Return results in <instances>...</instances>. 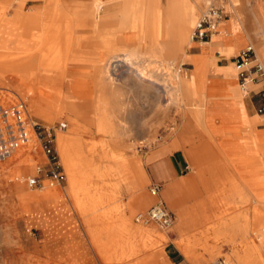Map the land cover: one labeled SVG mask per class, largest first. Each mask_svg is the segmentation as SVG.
<instances>
[{"label": "crops", "instance_id": "0c3cea01", "mask_svg": "<svg viewBox=\"0 0 264 264\" xmlns=\"http://www.w3.org/2000/svg\"><path fill=\"white\" fill-rule=\"evenodd\" d=\"M124 1L130 2V0H103L102 16L96 19L94 0H0V8L5 9V12L0 14V71H2L1 66L4 65L13 63L19 68L23 64L24 74L27 72L31 74L29 78L24 77V80L34 79L39 73L51 72L53 69H57L63 78L69 76V80L76 84H80L82 80H88L82 74L87 68L91 69L90 71L94 69L96 66L93 62L94 57L107 58L126 50L124 20L121 19V12L116 6ZM149 1L140 0L141 11L145 15L140 22L139 43L135 46L141 51L146 50L145 44L149 39L147 36L149 22L146 20ZM235 1L232 3L231 0H159V25L156 40L160 44L169 45L173 50L172 66L177 59L183 58L185 61L180 63L189 66L187 70L190 72L194 69V64L189 61L195 63L194 74L180 76L191 85V97L195 96L194 100L198 108L192 109L191 112L193 116L195 111L198 112V118L195 120L190 113L183 117L179 148H172L173 142L170 136L157 149L149 152L146 161L152 165L154 175L167 181V190L162 194L173 209H177V206L171 191L174 187H179L180 212L185 215V218H188L190 212L186 213L183 210H190L198 204L222 201L241 202L240 195L250 198L249 202L260 204L252 192L249 180L253 177V171L264 161V115L257 113V108L264 97L258 91L264 88V85H251L250 93L242 97L239 94L233 58L250 45L264 65V0ZM219 3L222 5L220 6ZM210 4L222 7L224 16L217 24L212 38L200 43L191 39L194 26L190 36L189 28L196 13L201 11L200 16ZM63 44L66 45L65 48L68 45V52L64 54L61 49ZM21 51H23L24 59L16 58L15 53ZM62 56L67 58L65 66L58 67V61ZM75 57L90 58V60L89 62L80 61L75 60ZM68 65L72 66L74 73L68 71ZM99 66L101 67L100 64ZM26 68L30 70L27 71ZM9 72L6 79L11 77L22 79L16 75V71ZM200 73H206V84L199 86L198 82L196 83V77ZM2 79L0 76V81ZM253 86L257 88L254 89ZM45 87L54 91L63 90L62 87L56 88L45 83L22 86L20 90L33 91L35 92L33 94L38 96L40 90ZM235 87L238 93L226 97ZM199 98L201 101H207L204 107L200 106ZM43 112L52 117L47 112ZM70 126L69 123L67 128ZM66 130L68 129L63 131ZM56 139L55 134L57 147ZM82 157L84 159V156ZM103 157L112 160L109 155ZM133 157L134 155L130 159ZM102 165L99 168L102 172L116 170L114 173L116 178L110 180L111 183L107 185L105 191H103L104 187L90 186L88 194L81 192L75 198L68 192L69 183L65 175L66 187L63 188L65 201L67 200L77 216L80 215L82 218L108 219L113 218L115 212H119L117 218L124 219L123 213H120L122 206L128 202L131 192L134 194L141 189L140 170L137 171L138 175L133 177V182L126 186L122 181L124 171L121 164L109 162ZM114 165L118 168H113ZM43 167L46 168V165ZM142 168L145 171L143 164ZM63 169L65 171L64 167ZM161 169L166 172L164 177L167 179L159 175ZM119 173H123V176ZM146 175L148 180V174ZM118 196L122 198L125 196L127 200L111 201ZM154 197L155 199L150 195L149 198L146 196L144 199L150 203L152 201L155 203L158 199L162 200L160 193ZM62 200L64 199H60ZM162 201L172 213L173 211L167 207L165 201ZM102 202H108L107 206L102 207ZM78 203L83 205L82 208L78 206ZM199 213L197 220L205 219L210 215L213 219L218 218L209 210ZM244 215L247 214H239V217L245 218ZM253 217L254 214L250 216L252 219ZM177 221L175 227L182 233V225ZM93 224H96V221ZM212 230L209 229L208 234H211ZM202 239L207 242L204 246H210L209 240L206 238L200 240ZM181 242L182 245H186L187 238ZM207 249L210 248L205 250ZM245 249L232 255L235 258L240 255L252 260L251 250L244 251ZM210 250L211 258V254L216 255V253L213 249ZM163 254L165 259L161 264H194L175 244L166 245Z\"/></svg>", "mask_w": 264, "mask_h": 264}, {"label": "rangeland", "instance_id": "374dc122", "mask_svg": "<svg viewBox=\"0 0 264 264\" xmlns=\"http://www.w3.org/2000/svg\"><path fill=\"white\" fill-rule=\"evenodd\" d=\"M231 1L232 3L236 2L235 0ZM219 5L222 4L219 3ZM76 6L78 5L76 4ZM200 12H197L194 17L189 28V36ZM188 41L190 42V39ZM153 52L154 61H161V63L154 64L153 67L157 69L162 79L164 77L165 80L172 79V76L176 73L184 76L194 74L196 65L193 61H189L194 64V69L189 72L187 70L189 66L180 63L185 61L183 58L177 59L178 62L176 61L175 65L172 66L171 62L174 54L167 55L163 53V49L159 46H157V50L155 47ZM75 58V60L86 62L90 60V58ZM72 70V66L68 65V71ZM72 73L74 72L72 71ZM205 76L206 73H200L198 77L195 74L196 83L198 82L199 86L206 84ZM8 77H11V75H8ZM6 78L3 77L0 81L1 103L10 104L17 100L24 101L29 116L42 126L56 127L58 122H65L66 125L70 123L71 126L68 128L66 126L68 130L64 132L75 137L77 166L86 173L85 194L89 193L90 186L92 188L94 186L104 187L103 191H105L107 185L111 183L110 180L116 178L114 174L116 170L100 171L99 168L103 166V163L118 162L121 164L124 176L123 173H119V175L123 176L122 181L126 186L133 182V177L138 175L137 171L140 170L142 184L140 191L134 194L131 192L128 202L125 203V206H122L120 213H123L124 219L117 218L119 212H115L113 218L98 220L77 216L70 203L67 200L65 201L63 193V188L66 187L65 181L61 185L52 186L41 174V184L39 186L31 188L27 185V177L37 174V165L40 164L42 169H45L43 166L46 163V156L43 154L34 135L31 146L21 148V152L10 160L0 161V264H161L165 259L163 253L166 245L175 244L182 252L181 241L184 238L188 240L194 233L198 232L195 228L191 229V225L198 221V214L203 210L214 212L213 214L218 217L213 219L214 222L208 220L206 223L208 226H212L214 223L219 226L221 222L230 220L233 216L246 213L250 222L248 228L252 233L243 244H241L243 241L242 234L231 236L233 244L230 246L228 244L229 236L226 234L224 227H218V238H215L217 233L212 230L213 232L211 231V235L209 233L207 238L210 241V246H204V243L207 244L206 240L202 239L201 241L199 239L198 241L196 253L204 260L203 264H215L219 258L230 260L228 255L238 254V251L251 246L261 247V252L264 253V241L259 237L260 229L264 223L259 227V230L255 229L253 219L249 216H253L257 203L249 202L250 198L248 197L240 195L241 202L222 201L211 204H198L195 208L183 210L186 213L187 211L190 212L187 221L184 223L188 229H184L180 233L179 229L175 227L177 219L179 223L178 211L181 210L179 187H174L171 191V196L177 206V209H173L162 194L163 191L167 190V181L161 180L153 174L152 165L146 159L149 152L157 149L170 136L173 142L172 148L180 147L179 136L183 117H186L189 113L193 116L191 110L198 109L197 102L194 100L195 96L190 98L194 100L192 102L187 101L182 96L176 104L169 98L167 99L162 90H155L149 84H143L144 86L137 84L134 87L131 84L117 86V88L110 90V93L112 92L114 96H109V99L101 106L102 109L111 114L110 120L115 126V130L113 132H100L94 124L88 123L86 119L87 117L90 119L93 112L92 104L89 107L86 100L95 95L96 92L93 87H90L88 80H82L79 82L81 85L78 86L72 85L76 83L69 80V76L63 78L57 69L47 73H39L34 79L30 80H21L19 77ZM41 83L51 84L52 87L55 86L56 88L62 87L60 103L64 104L67 97L86 116L76 118L74 113L68 110L56 114L46 109L45 112L52 115V117H49L46 113H43V116L40 115L39 110H32L31 100L45 105L53 99L55 92L50 91L40 98L33 94L35 92L22 91L20 88L22 86H36ZM81 86L88 89L85 90ZM190 88L189 93H191ZM253 88L256 89L257 86H253ZM199 101L201 107H204L207 103V101H201L200 98ZM88 107L89 109L85 112ZM193 118L195 119L194 116ZM57 132L56 135H58ZM97 139L99 141H96ZM57 147L64 178L66 175L68 179L58 143ZM57 147L55 144L56 150ZM26 153L28 156H26ZM106 155H109L112 160L103 157ZM132 155L134 157L130 159ZM82 156H84V159ZM32 158L36 160L33 166H30L29 162ZM142 164L145 171H143ZM113 168L118 167L114 165ZM133 168L136 171H133ZM145 172L148 174V180ZM261 173H264L262 168ZM159 175L161 178L167 179L164 177L166 172L163 169L160 170ZM153 183L160 185V196L167 207L173 211L174 222L170 229H163L154 221L142 222L135 220L138 214L146 212L153 203V201L151 203L146 202L144 199L146 196L151 195L149 187ZM48 188L58 189V192H52L53 195H57L55 199L43 198L37 203H28L24 201L25 199H22V194L25 192L43 194ZM133 196L135 197L132 198ZM152 197L155 199L154 196ZM60 199L64 200L60 201ZM113 200L121 202V200L127 199L125 196L124 198L118 196L111 201ZM63 201L65 202L63 203ZM106 203L108 204V202H102L101 206H107ZM78 206L82 208L83 205L78 203ZM135 206L139 207L135 208ZM95 221L96 224H93ZM204 224L201 223V230L204 229ZM208 247L213 249L216 253L215 256L210 258L209 252L205 250Z\"/></svg>", "mask_w": 264, "mask_h": 264}, {"label": "bare ground", "instance_id": "6f19581e", "mask_svg": "<svg viewBox=\"0 0 264 264\" xmlns=\"http://www.w3.org/2000/svg\"><path fill=\"white\" fill-rule=\"evenodd\" d=\"M94 1H95L94 16L96 17V19H99L102 16L104 10L103 9L104 2L103 0H94ZM116 6L118 7V10L121 12V16H120L121 19L124 20V34H125L124 43L126 50L121 54L109 56L107 58L101 56L94 57L93 62H95L96 65L94 69L90 71L91 69L87 68L86 71L82 74V76H84L86 79L89 80L90 87H93L94 88L93 90L96 91L95 95H92L88 100H86L89 104V107L90 104H92V110H93L91 118L88 119L87 117L86 119L88 123L94 124L98 128V131L100 132H113L115 130V126L112 124L110 120L111 114L108 113L106 110L102 109L101 106L105 104V102L109 99V96L110 97L114 96L112 92L110 93V90L117 88V86L121 87L123 84H131L132 87H134L137 84H142V86H144L143 84H149L150 86H153L155 90H160V91L162 90L163 94L167 97V99L169 98L171 101H173L176 104H178V100L182 96H184V99H187V101H189L191 98V93L188 92L191 85L190 83L186 82V80H184L182 76L176 73L175 75L172 76V79L169 78L165 80L164 79L165 77L163 76L164 78L162 79L159 73L157 72V69L153 67L154 64L161 63V61L159 60L154 61L155 59H153L155 58L153 52L155 47L156 50H157V46L161 47V49H163V53L167 55H173L174 53L173 50L170 49L169 45L160 44L156 40L158 36V25H159V21H158V12L160 8L159 0H150L149 6L146 11V20L149 22V27L147 32V36L149 39L145 44L146 45L145 51H141L138 49V47L135 46L136 44L139 43L138 38L141 33L140 22L143 20L142 18L145 15V13L141 11L142 6L140 5V0H130V2L124 1L117 4ZM4 12L5 9L0 8V14L2 15ZM65 47L66 45L63 44L61 48L63 54L68 52L67 51L68 45L67 48ZM15 54L17 56L16 58L24 59L23 51L16 52ZM60 59H61L60 61L57 60L59 62L57 66L64 67L67 58L65 56H62ZM0 64H1V60H0ZM99 64L101 65V67L99 66ZM16 67L17 66L13 63L1 66L2 68V71H0L1 78L7 77V74L8 73L10 74L9 71H13V70L16 71L15 72L16 75L22 78L21 80H24V77L29 78L31 76L30 72L24 74L25 69L23 64H21L19 68ZM26 70L29 71L30 68L29 69L26 68ZM76 85L78 86L81 84H76ZM83 89L87 90L88 88L83 87ZM235 89L236 87L233 89V92L230 95H226V97H231L232 95L238 93L236 92ZM50 91H54V90H49L47 89V87H45L44 89L40 90L38 97L40 98L44 97ZM54 92L55 93L53 99L50 100L45 105L36 103L34 102V100H31L30 106L32 110H39V112H41L40 115H42L44 113L43 111H46V109L51 110L53 113L56 114H61L64 110H68L74 113L76 118H81V116L83 117V115H85L74 105V102L71 99H67V97L65 99L66 102L64 104L60 103V95L62 94V91L55 90ZM89 107L86 108L85 112H87ZM194 116L195 118H198V112L195 111ZM33 137L34 135L31 132V139L29 143L26 145L27 147L31 146L30 144L33 141ZM56 142L58 143V146L60 148L62 161L64 163V166L68 174V183H69L68 192L72 196L77 198V195L80 194L81 192L86 193V185H85L86 173L77 166L75 137L64 131H61L57 135ZM20 152H21L20 149L15 151L7 160H10ZM29 155L31 156V154ZM26 156H28L27 153ZM59 159H60V155H59ZM35 160L36 159L32 158L31 161L29 162V165L33 166ZM257 168L255 169L256 171L255 170L253 171L252 173L253 177L251 178V180H249V183L251 185L253 194L260 201V204H258L257 207H255L254 217H253V223L255 229L259 230V227L262 226L264 223V173L263 174L261 173V168L262 170L264 169V161L261 164H259ZM57 190L58 189L48 188L45 192H43V194H30L25 192L22 194V199H25L24 201L28 203H34V202L37 203L41 201L43 198L55 199L57 195H53L52 192ZM147 197L149 198V196ZM178 212L179 213L177 216L179 218V223H181L182 225L181 231H183L184 229L187 230L188 228L186 227V224H184L185 221H187V218L184 217L185 215L183 213H181L180 211ZM210 216H206V218L202 219V221L201 220L195 221L194 224L191 225V229L195 228V230L198 232L194 233L187 240L188 242L186 245H181L183 246L182 247L183 254L186 256L187 259H189L194 264H201L203 262V260L196 253L198 249L197 243L201 238H206V239L208 238L209 229H213L217 233V236H215V238H218L219 237L218 227L219 226L224 227L226 234L229 236L228 244L230 246L233 244V240L231 239V236L233 237V235L235 234H242L243 241L241 244H243L248 240V238L252 234L248 228L250 222L248 220L247 215L243 216L245 217L244 218L245 220L241 221L240 219L242 218L239 217L238 215L236 217L230 218V220L221 222L219 226H217L218 225L217 223L212 224V226H208V224L206 225L208 220H213V218ZM201 223L202 224L205 223L203 225L204 228L203 230H201L202 227L200 226ZM260 233H261V229L259 232V237L261 238ZM207 250L208 252L211 251L210 249ZM248 250H251L252 252L251 253L253 255L252 260H250L248 257L245 256L243 257L239 255L236 256L235 258L234 255H228L229 256L228 258L230 259L229 261L230 262L232 261L233 264H264V253L261 252L262 250L261 247L251 246V247H247L244 251H248ZM213 256L215 255L211 254V257Z\"/></svg>", "mask_w": 264, "mask_h": 264}, {"label": "built area", "instance_id": "2783aa9c", "mask_svg": "<svg viewBox=\"0 0 264 264\" xmlns=\"http://www.w3.org/2000/svg\"><path fill=\"white\" fill-rule=\"evenodd\" d=\"M223 16L222 7L210 4L195 22L191 39L200 43L209 41L215 34L217 24ZM233 64L238 87L243 96L250 93L251 85H264V65L252 46H247L234 56ZM258 93L264 96V88H261ZM257 113L264 115V97L257 108ZM66 126L65 122H58L56 127L40 125L29 116L27 106L22 100L10 104L0 102V161L8 159L15 151L24 148L29 143L32 132L46 156V168L42 169V166L38 164L37 174L27 177V185L31 188L39 186L41 174L49 181V185H61L64 181V174L55 148V134L56 131L65 130ZM149 192L152 196H158L160 185L151 184ZM135 220L154 221L163 229H170L174 217L163 201L158 199L146 212L138 214ZM260 236L264 241V225L261 228ZM215 264L232 263L225 258H219Z\"/></svg>", "mask_w": 264, "mask_h": 264}]
</instances>
